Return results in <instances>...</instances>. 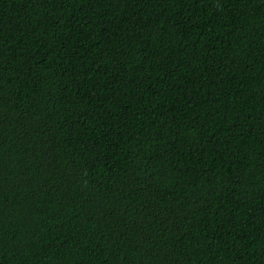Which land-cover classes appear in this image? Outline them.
Listing matches in <instances>:
<instances>
[{
    "label": "trees",
    "instance_id": "16d2710c",
    "mask_svg": "<svg viewBox=\"0 0 264 264\" xmlns=\"http://www.w3.org/2000/svg\"><path fill=\"white\" fill-rule=\"evenodd\" d=\"M0 264H264V0H0Z\"/></svg>",
    "mask_w": 264,
    "mask_h": 264
}]
</instances>
